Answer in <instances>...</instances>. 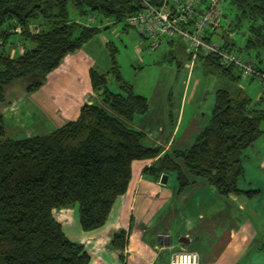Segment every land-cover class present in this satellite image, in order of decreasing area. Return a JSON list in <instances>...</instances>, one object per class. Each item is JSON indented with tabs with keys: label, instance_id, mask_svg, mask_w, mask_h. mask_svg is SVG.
I'll return each instance as SVG.
<instances>
[{
	"label": "trees",
	"instance_id": "1",
	"mask_svg": "<svg viewBox=\"0 0 264 264\" xmlns=\"http://www.w3.org/2000/svg\"><path fill=\"white\" fill-rule=\"evenodd\" d=\"M231 2L238 17L247 19V32L236 48L224 34L222 46L235 50L257 71L264 72L260 56L264 49V0ZM70 4L80 13L98 11L113 21L125 20L142 8L140 0H0L1 104L7 102L6 89L15 82L26 79V93L39 90L65 55L81 48L100 31L98 25L70 20ZM38 20L47 25L36 27ZM212 32L206 37L210 38ZM13 33H18L25 44L16 55L6 48L8 42H13ZM163 41L172 49L164 53L163 60H176L178 69L183 60H191L180 36H166ZM196 61L205 73L234 82L242 77L235 66L221 65L215 54L199 52ZM110 71L119 91L108 87L107 73L90 67L87 72L91 89L103 105L82 104L76 119L49 133L6 136L0 114V264H91L92 252L66 235L54 210L71 208L82 232L97 233L127 191L136 160L156 158L145 173L157 181L163 173L168 177L174 173L177 194L194 182L190 177L213 186L219 196L252 197L258 192L242 189L238 182L244 172V150L264 134L262 87L254 106L251 97L241 91L232 95L228 89H218L208 121L194 141L187 147L175 146L161 152L160 146L144 145V133L122 121L146 113L149 103L123 79L113 53ZM128 233L130 229L118 230L111 236V246L120 251V264H126L122 251ZM260 249L264 251V239Z\"/></svg>",
	"mask_w": 264,
	"mask_h": 264
},
{
	"label": "rangeland",
	"instance_id": "2",
	"mask_svg": "<svg viewBox=\"0 0 264 264\" xmlns=\"http://www.w3.org/2000/svg\"><path fill=\"white\" fill-rule=\"evenodd\" d=\"M218 2V9H220L222 19L225 18V21H222V26L212 30L211 39L223 43L226 36L235 43L236 48L240 46L247 32L248 21L245 17H238V10L231 0H219ZM69 10L70 20L101 27L99 32L84 42L81 49L87 53L81 55V58H84L85 62L93 61L92 64L98 72L107 73V85L116 92L119 91V85L114 73L110 71L113 53L123 79L132 84L136 93L148 98L149 109L146 113L137 114L132 120L124 121L127 126L139 129L144 133L142 139L144 144L153 145L155 137L159 139L158 137L162 135L160 133L161 126L163 124L171 125V120L177 115L185 85L184 81L191 61L183 60V66L178 69L176 60L172 61L168 58L163 60L164 53L172 50L171 48L169 50L165 41L153 50L149 47L148 40L135 28L128 25L125 20L113 21L112 18L105 17L98 11L80 13L71 4ZM36 22L38 28L47 25L42 20ZM224 34L226 35L223 36ZM177 36L173 35L174 38ZM18 38V33H13L10 37L13 42L7 43L6 48L11 50V55L19 54L24 49V42ZM260 56L264 62V49H261ZM193 63L189 83L190 90L196 82L198 84L194 88V95L190 99L188 98L185 104L180 134L173 146L176 144V146L187 147L194 141L196 134L208 121L218 89L234 90L232 94H235L236 89L242 87L245 94L251 97L253 106L261 92V84L256 78L241 77L234 82L219 74L205 73L199 61ZM48 76L49 74H47L43 84L48 81ZM56 77L55 80L60 76L57 75ZM49 78V80L53 79L54 75L50 74ZM25 80L11 84L5 92L7 102L0 103V112L3 107H8V111L5 112L4 124L6 136L12 138L46 134L63 124L58 119L53 120L55 109L51 103L42 104L44 102L41 98H43L44 93L48 92V87L42 92L41 87L33 93H26L24 87L27 81ZM12 99L13 105L9 102ZM34 101L37 103V107L33 106ZM99 101L101 103L100 98ZM10 104L13 106L14 118L11 115L12 111L9 110ZM166 113L169 115V121L161 118L162 114L167 116ZM165 125L164 136L169 133V128ZM262 129H264V124ZM243 155L244 172L239 179L238 186L242 189H255L258 192L252 197L246 195L224 197L219 196L216 191L212 197L207 194V199L214 198V202H244V209L240 213L254 226L257 232L258 249L256 244L254 245L256 242L254 241L242 258V264H264V251L260 249L264 239V134L253 145L245 149ZM170 182L172 185H176L174 173H171L168 178V183ZM54 215L62 219L73 220L65 225L64 231L70 239H77L81 229L76 216L74 217V214L69 210L63 213L56 211Z\"/></svg>",
	"mask_w": 264,
	"mask_h": 264
},
{
	"label": "crops",
	"instance_id": "3",
	"mask_svg": "<svg viewBox=\"0 0 264 264\" xmlns=\"http://www.w3.org/2000/svg\"><path fill=\"white\" fill-rule=\"evenodd\" d=\"M221 21H225V18ZM243 42L244 38L241 44ZM81 48L65 55L59 66L49 73L54 78L49 80L48 76L46 84L41 86V92L48 87V92L41 98L44 102L42 104L51 103L55 109L53 120L58 119L62 123L76 119L79 107L84 103L103 105L90 86L87 70L90 67L95 68L93 61L85 62L81 58V55L87 53ZM195 61L196 59L193 62ZM193 65L194 63L188 67L178 112L171 120V125L163 124L160 128L161 137H155L153 145L143 143L144 145L160 146L161 152L176 146L173 144L180 134L185 104L194 95V88L198 84L196 82L190 90ZM55 75L60 77L55 80ZM239 91L246 95L244 88L238 87L235 94ZM9 101L13 105V99ZM32 104L37 107L36 102ZM12 105L9 110L13 116ZM261 107L264 108V102ZM6 111L7 106L0 112L4 120ZM166 115L162 114L161 118L169 121V115ZM164 125L169 128V133L165 136ZM155 160L156 158L136 160L132 163V177L127 191L119 198L111 218L100 231L91 234L79 231L75 240L83 243L92 252L91 264H120V251L111 246V236L118 230L129 229L130 233L122 251L126 264H166L171 254L180 249L196 250L199 264H242V258L257 237L252 223L240 213L244 209V202H214V198L207 199L208 195L214 196L216 190L196 177H190L194 182L181 194H177L176 185L168 183V175L167 182L162 184L145 173L144 169ZM66 210L73 213L71 208L54 210V213H63ZM55 218L63 227L73 221L56 216ZM255 244L258 249V241Z\"/></svg>",
	"mask_w": 264,
	"mask_h": 264
},
{
	"label": "built area",
	"instance_id": "4",
	"mask_svg": "<svg viewBox=\"0 0 264 264\" xmlns=\"http://www.w3.org/2000/svg\"><path fill=\"white\" fill-rule=\"evenodd\" d=\"M142 8L125 17L128 25L146 37L149 47L157 49L164 37L178 35L191 55V67L197 54H215L223 66L233 65L242 77H255L264 91V72L257 71L251 61L245 60L229 48L207 38L209 31L222 26L219 0H140ZM17 30L20 28L17 26ZM166 264H199L194 249H180L171 254Z\"/></svg>",
	"mask_w": 264,
	"mask_h": 264
},
{
	"label": "water",
	"instance_id": "5",
	"mask_svg": "<svg viewBox=\"0 0 264 264\" xmlns=\"http://www.w3.org/2000/svg\"><path fill=\"white\" fill-rule=\"evenodd\" d=\"M162 184H165L167 182V174L163 173L161 174L160 180H159ZM186 240V238H184Z\"/></svg>",
	"mask_w": 264,
	"mask_h": 264
}]
</instances>
